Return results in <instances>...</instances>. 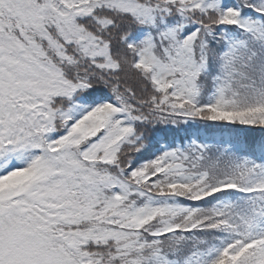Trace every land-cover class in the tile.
<instances>
[{
  "label": "snow or ice",
  "instance_id": "1",
  "mask_svg": "<svg viewBox=\"0 0 264 264\" xmlns=\"http://www.w3.org/2000/svg\"><path fill=\"white\" fill-rule=\"evenodd\" d=\"M0 264H264V0H0Z\"/></svg>",
  "mask_w": 264,
  "mask_h": 264
}]
</instances>
